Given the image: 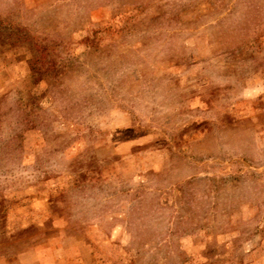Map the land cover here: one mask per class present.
Instances as JSON below:
<instances>
[{
	"label": "rangeland",
	"instance_id": "rangeland-1",
	"mask_svg": "<svg viewBox=\"0 0 264 264\" xmlns=\"http://www.w3.org/2000/svg\"><path fill=\"white\" fill-rule=\"evenodd\" d=\"M0 264H264V0H0Z\"/></svg>",
	"mask_w": 264,
	"mask_h": 264
}]
</instances>
